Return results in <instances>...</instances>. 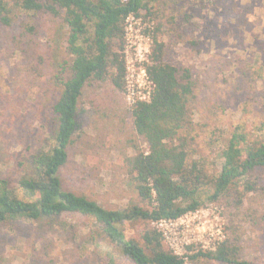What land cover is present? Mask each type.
I'll list each match as a JSON object with an SVG mask.
<instances>
[{"label":"rangeland","instance_id":"rangeland-1","mask_svg":"<svg viewBox=\"0 0 264 264\" xmlns=\"http://www.w3.org/2000/svg\"><path fill=\"white\" fill-rule=\"evenodd\" d=\"M153 36L165 44V61L190 68L194 97L183 134L187 164L213 175L218 153L231 136L264 142V0L149 1ZM10 24L0 22V177L17 186L33 171L32 161L53 144V110L69 75L67 26L50 14L16 10ZM79 128L60 170L63 188L87 194L108 209L140 203L124 153L147 150L137 134L124 89L111 75L84 88L77 114ZM242 143V145L245 144ZM137 145L138 149H135ZM190 216L202 231L221 230L237 242L240 259L264 264V193L246 195L241 187ZM125 235L144 244L151 221H126ZM154 228V227H153ZM166 247L170 249L164 240ZM194 250H205L193 245ZM207 250V249H206ZM0 264H135L102 231L97 220L64 212L39 220L0 222ZM186 264H226L200 257Z\"/></svg>","mask_w":264,"mask_h":264},{"label":"trees","instance_id":"trees-1","mask_svg":"<svg viewBox=\"0 0 264 264\" xmlns=\"http://www.w3.org/2000/svg\"><path fill=\"white\" fill-rule=\"evenodd\" d=\"M149 1L158 0H0L2 24H10L16 10L61 18L67 26V50L72 56L69 75L58 76L63 88L52 107V146L35 156L33 171L22 175L17 186L0 177V222L79 212L94 217L109 240L135 264H186L165 246L157 229H145L141 244L127 237L122 225L133 220L176 219L218 201L237 187L243 195L264 193V142L246 143L243 133H234L220 149L223 162L213 175L196 164L188 166L187 136L183 132L195 81L190 68L165 61V44L156 36L147 66L154 82L151 98L131 107L135 130L144 138L147 150L136 145L135 153H124L130 180L145 205L108 209L87 194L63 188L60 170L68 162V149L79 128L77 114L83 90L93 79L110 75L113 84L124 89L125 19L130 13L143 15V9H147V17L151 13ZM262 217L264 220V214ZM240 250L237 242L226 240L215 249L190 254L189 259L254 264L241 260Z\"/></svg>","mask_w":264,"mask_h":264},{"label":"built area","instance_id":"built-area-1","mask_svg":"<svg viewBox=\"0 0 264 264\" xmlns=\"http://www.w3.org/2000/svg\"><path fill=\"white\" fill-rule=\"evenodd\" d=\"M125 1V0H124ZM153 24L145 21L143 15L130 13L124 23V59L125 94L127 105L131 108L137 101H148L154 88V82L150 78L147 66L151 63L150 54L153 49L154 37L152 34ZM198 210L188 212L179 218H161L151 221L155 229L163 236L170 249L178 256L189 259V247L194 244L203 249H215L223 240L221 230L215 233L201 230L202 223H192L190 216L198 215Z\"/></svg>","mask_w":264,"mask_h":264}]
</instances>
